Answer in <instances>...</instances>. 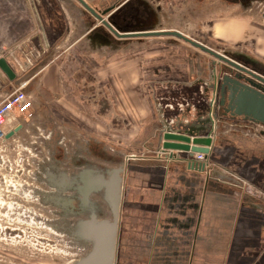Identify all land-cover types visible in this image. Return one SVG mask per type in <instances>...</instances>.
<instances>
[{
	"label": "rangeland",
	"instance_id": "1",
	"mask_svg": "<svg viewBox=\"0 0 264 264\" xmlns=\"http://www.w3.org/2000/svg\"><path fill=\"white\" fill-rule=\"evenodd\" d=\"M221 1L159 0L163 7L157 12L155 29L180 27L189 38L219 53L244 52L264 66V60L254 55L257 52L264 58V16L259 9L242 10ZM69 2L84 12L75 0ZM92 4L96 11L106 6L102 0ZM232 24H251L263 30L256 29L252 35L242 32L248 37L243 43L230 42ZM123 45L116 46L121 47L120 53L114 55L79 51L77 56L60 58L94 81L90 85L81 77L72 82L63 102L43 89H25L34 104L33 118L25 123V137L0 147V264H74L89 251L74 245L68 218L49 200L53 187L45 179L54 171H73L64 161L75 154L98 166H111L99 157L103 153L118 165H134L135 173L143 162L157 159L160 165L166 164L168 155L161 151L164 122L170 124L175 117L197 119L208 110L212 78L221 73L210 57L174 38L133 39ZM70 77L65 80L72 81ZM105 83L123 88L125 103L119 94L117 105L107 103L102 94ZM216 114L215 141L226 133L264 140L257 128L238 118L220 117L219 110ZM59 142L68 154L64 149L54 150ZM186 159L176 163L187 164ZM206 161L211 166L210 158ZM126 187L129 191L130 181Z\"/></svg>",
	"mask_w": 264,
	"mask_h": 264
},
{
	"label": "crops",
	"instance_id": "2",
	"mask_svg": "<svg viewBox=\"0 0 264 264\" xmlns=\"http://www.w3.org/2000/svg\"><path fill=\"white\" fill-rule=\"evenodd\" d=\"M85 1L91 5L93 0ZM138 1L102 0L104 9L114 6L115 10ZM142 1L158 12L150 0ZM223 2L247 10L257 1ZM85 13L69 0H0V59L14 73L9 79L0 71V101L24 85V90L31 86L43 89L63 102L72 82L82 77L87 84L94 83L91 76L72 70L68 65L71 63H62L60 58L77 56L79 51L114 55L120 53L117 45L133 39H114ZM158 19L157 14L154 21ZM256 29L261 30L251 24H232L228 37H233L230 42L243 43L248 38L243 33L252 35ZM176 30L188 36L184 29ZM254 55L264 60L259 53ZM66 74L72 76V81L65 80ZM104 85L102 94L107 103L117 105L118 94L125 103L123 88ZM18 121L13 116L7 120L6 135L20 126ZM24 133L21 127L6 145L23 141ZM209 158L212 164L204 169H192L173 159L160 165L156 159L143 162L137 173L132 169L134 165H118L110 157L106 161L111 166L90 163L87 177L90 173L94 178L98 172L103 183L110 182L111 171L123 169L117 214L114 216L110 210L105 186L101 187L100 199H88L90 209L86 212H76L73 202L67 208L63 203L59 205L64 210L62 217L68 218V233L74 245L92 249L91 242L75 240L71 230L77 222L94 218L98 223L115 224L112 264H264V140L226 133L215 141ZM57 176L53 177V187L65 184L66 174ZM128 181L130 188L126 191Z\"/></svg>",
	"mask_w": 264,
	"mask_h": 264
},
{
	"label": "water",
	"instance_id": "3",
	"mask_svg": "<svg viewBox=\"0 0 264 264\" xmlns=\"http://www.w3.org/2000/svg\"><path fill=\"white\" fill-rule=\"evenodd\" d=\"M75 1L100 27L105 29L116 40L174 38L207 55L212 59L214 65L220 67L221 73L218 77L214 75L212 78L214 85L211 86L209 91L210 96L213 93L212 99L215 100L213 106L210 99L208 110L205 111L204 109L202 113H199V118L182 117V121L175 117L170 124H167V122L162 123L161 151L162 153H169L170 159L184 161L187 158L186 161L189 168L204 169L203 164L196 163L193 158L195 154H202L206 157L210 155L215 143L212 133L217 123V110H219L220 117L242 118L264 126V71L248 66L246 62L240 59L241 55L239 57L229 53H219L189 38L180 31L156 30L155 24L134 30H124L119 28L114 22V17L121 8L115 10L114 6H112L103 11H96L84 0ZM260 66L264 69L263 65ZM0 71L7 78H14V73L7 66L4 59H0ZM213 72L215 73V70ZM203 89L205 93L208 92V88ZM19 129L20 126L9 132L6 135V139L11 138ZM173 152L177 154L173 155ZM122 173L123 169L111 171L110 182L108 183H103L102 175L98 172L94 178L89 176L90 173H88V177L85 174L81 175L80 179L85 186L81 190V196L83 197L81 206L87 204L89 193L105 186L107 188L106 199L110 205L111 212L115 216L119 202ZM49 200L57 205L63 203L66 208L73 202V199H65L60 196L55 198L51 196ZM115 234L114 223L111 225L105 222L98 223L94 218H91L88 222H77L76 226L71 230L72 237L75 240L91 242L92 249L74 264H112Z\"/></svg>",
	"mask_w": 264,
	"mask_h": 264
},
{
	"label": "flooded vegetation",
	"instance_id": "4",
	"mask_svg": "<svg viewBox=\"0 0 264 264\" xmlns=\"http://www.w3.org/2000/svg\"><path fill=\"white\" fill-rule=\"evenodd\" d=\"M141 1V2H140ZM138 1L135 5L131 4H127V6H124L121 8V10L119 11V13L114 17V22L117 24V26L121 29L124 30H134V29H139V28H144V27H148L153 25V23L155 22V16L157 15V12L155 10H153L152 8H150L149 6H147V4L144 3V1L140 0ZM257 1L255 2V8H251V10L254 9H259V12L262 13V16H264V0H254ZM140 2V3H139ZM231 55H238L240 57L241 55V60L246 62L248 64V66L251 67H255L257 69H261L264 71V69L261 68L260 65H262L261 63H258L257 61L248 58V56H243V53L240 52H228ZM240 53V54H239ZM246 59H245V58ZM87 144V142H85ZM58 147L56 148V146H54V150L58 151L59 149H64L66 151V154H68L67 149L64 148L65 145H62L61 142H59ZM71 151L73 152L74 149H71ZM99 157L102 160H107V155L100 153ZM52 160L56 161L55 159L52 158ZM58 162V161H57ZM67 165L73 170L72 172H69V174L65 173L67 178L65 181V184L63 183V185H57L56 187H53V177L57 176V178H59V175H62L64 173L62 172H53V175L48 176V179H45L47 182H50V186L52 185L53 190L51 192L56 193L55 195H62L65 196L66 198L69 199H73V205H75L74 210L77 212H86L88 209H90L89 204L87 203L85 206H81V203H83L82 201V196H81V190L84 189V183H82L80 176L86 174V169L90 168V162L87 159H83L80 156H76L74 154L73 157H70L69 160L64 161ZM197 167H194V169ZM62 173V174H61ZM72 180V182L70 180ZM101 188L95 191H92L91 193H89L88 197H87V201L88 199H100V195H101ZM58 208H60V210H62L63 213V208H61V206H59V204L57 205ZM68 210V209H67ZM7 230H11L9 228H6ZM12 231V230H11Z\"/></svg>",
	"mask_w": 264,
	"mask_h": 264
},
{
	"label": "built area",
	"instance_id": "5",
	"mask_svg": "<svg viewBox=\"0 0 264 264\" xmlns=\"http://www.w3.org/2000/svg\"><path fill=\"white\" fill-rule=\"evenodd\" d=\"M150 2H152L153 5L156 6V9H159L160 7V9L162 10L163 6L160 4L159 0H150ZM23 86L14 90L9 95H6L0 101V147L4 146L8 142V140L15 135L14 133L11 138L6 139V133L4 128L7 120L10 117L13 116L19 119L18 123L20 125V128H25V123L30 122V120L33 118L32 111L34 109V104L30 95L25 92ZM238 119H240L241 123L244 125L250 126L251 128H257L256 132L258 136L264 138L263 125L241 118ZM195 155L196 156L194 157V159L196 163H201V165L203 164L204 168L208 166V161H206L208 159L206 157L204 158V155Z\"/></svg>",
	"mask_w": 264,
	"mask_h": 264
},
{
	"label": "bare ground",
	"instance_id": "6",
	"mask_svg": "<svg viewBox=\"0 0 264 264\" xmlns=\"http://www.w3.org/2000/svg\"><path fill=\"white\" fill-rule=\"evenodd\" d=\"M214 102H215V100H213V99H211V104H212V106L214 105ZM242 119V118H241ZM167 155H168V157H167V159H169V160H172V159H170V157H169V153H166ZM175 154H177L176 152H173V155H175ZM196 155H194V157H195ZM206 156H204V158H205ZM207 159H209V155L206 157ZM176 161V160H175ZM106 223V222H105Z\"/></svg>",
	"mask_w": 264,
	"mask_h": 264
}]
</instances>
